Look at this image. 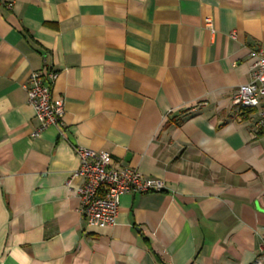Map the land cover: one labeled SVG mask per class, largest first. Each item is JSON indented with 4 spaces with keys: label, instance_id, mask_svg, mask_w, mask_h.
<instances>
[{
    "label": "crops",
    "instance_id": "crops-1",
    "mask_svg": "<svg viewBox=\"0 0 264 264\" xmlns=\"http://www.w3.org/2000/svg\"><path fill=\"white\" fill-rule=\"evenodd\" d=\"M256 49L264 0H0V264H255L264 132L232 99ZM33 70L58 73L63 128L36 134ZM77 147L166 189L87 230Z\"/></svg>",
    "mask_w": 264,
    "mask_h": 264
},
{
    "label": "built area",
    "instance_id": "built-area-1",
    "mask_svg": "<svg viewBox=\"0 0 264 264\" xmlns=\"http://www.w3.org/2000/svg\"><path fill=\"white\" fill-rule=\"evenodd\" d=\"M206 21L211 28V20ZM250 57V81L236 89L232 106L236 113L257 109L256 128L259 132H264V50H252ZM57 78L58 73L55 71L44 75L33 70L23 86L27 92L28 103L33 107L35 117L41 124L36 134L49 126H64L63 100L56 98L53 92ZM75 153L80 165L68 179L67 187L79 199L80 212L87 230L115 226L123 194H147L163 192L166 189L163 180L147 177L137 168L117 166L107 151L77 147ZM255 264H264V251Z\"/></svg>",
    "mask_w": 264,
    "mask_h": 264
}]
</instances>
